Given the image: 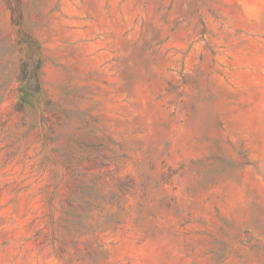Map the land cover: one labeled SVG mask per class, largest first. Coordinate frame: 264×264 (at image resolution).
I'll list each match as a JSON object with an SVG mask.
<instances>
[{"label":"rangeland","instance_id":"374dc122","mask_svg":"<svg viewBox=\"0 0 264 264\" xmlns=\"http://www.w3.org/2000/svg\"><path fill=\"white\" fill-rule=\"evenodd\" d=\"M0 264H264V0H0Z\"/></svg>","mask_w":264,"mask_h":264}]
</instances>
